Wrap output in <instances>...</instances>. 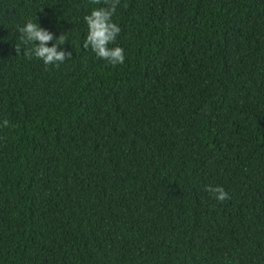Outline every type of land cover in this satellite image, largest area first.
Listing matches in <instances>:
<instances>
[{
  "label": "trees",
  "instance_id": "1",
  "mask_svg": "<svg viewBox=\"0 0 264 264\" xmlns=\"http://www.w3.org/2000/svg\"><path fill=\"white\" fill-rule=\"evenodd\" d=\"M101 6L0 0V264H264V0H120L116 66Z\"/></svg>",
  "mask_w": 264,
  "mask_h": 264
},
{
  "label": "clouds",
  "instance_id": "2",
  "mask_svg": "<svg viewBox=\"0 0 264 264\" xmlns=\"http://www.w3.org/2000/svg\"><path fill=\"white\" fill-rule=\"evenodd\" d=\"M91 2L105 6L94 8L90 14L84 17L88 32L83 47L85 49L90 48L98 59H103L112 66L123 64L125 60L124 50L119 46L109 47L110 44H115L117 36L121 32V28L112 21V16L116 12L120 0H91ZM18 32L20 33L18 37L20 44L15 47L17 55H20L21 45H24L23 55L28 59L35 56V58L42 60L46 67L49 65L59 67L61 63L71 59L72 53L70 51L60 50L66 40L64 34L54 37L52 32L31 20L22 27H18ZM53 40L55 42L49 47V42ZM8 125L9 121L4 120L3 126L7 127ZM205 191L211 193L219 202H224L230 198L222 186H207Z\"/></svg>",
  "mask_w": 264,
  "mask_h": 264
}]
</instances>
